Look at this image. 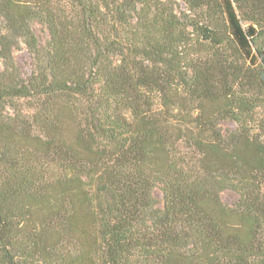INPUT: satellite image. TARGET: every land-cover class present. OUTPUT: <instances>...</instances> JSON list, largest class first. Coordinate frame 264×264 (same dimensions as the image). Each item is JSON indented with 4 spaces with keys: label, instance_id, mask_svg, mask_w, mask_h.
I'll use <instances>...</instances> for the list:
<instances>
[{
    "label": "trees",
    "instance_id": "16d2710c",
    "mask_svg": "<svg viewBox=\"0 0 264 264\" xmlns=\"http://www.w3.org/2000/svg\"><path fill=\"white\" fill-rule=\"evenodd\" d=\"M0 61V264H264V0H0Z\"/></svg>",
    "mask_w": 264,
    "mask_h": 264
},
{
    "label": "rangeland",
    "instance_id": "374dc122",
    "mask_svg": "<svg viewBox=\"0 0 264 264\" xmlns=\"http://www.w3.org/2000/svg\"><path fill=\"white\" fill-rule=\"evenodd\" d=\"M33 28H34V32L40 44L44 45L48 39V34H47L46 29L39 24H35ZM14 59L22 75L29 76L34 69L35 61H34L33 55H31L27 51L24 45H21V47L14 52ZM1 67H2V64L0 61V68ZM234 127H235V124L232 123L231 121H225L221 123V128L223 130H231ZM154 197L158 201V206H161L162 195L158 189L154 191ZM220 198L225 205L232 207L235 201L237 200V194L233 191L225 190L220 194Z\"/></svg>",
    "mask_w": 264,
    "mask_h": 264
}]
</instances>
